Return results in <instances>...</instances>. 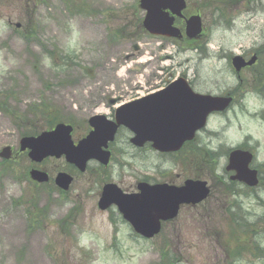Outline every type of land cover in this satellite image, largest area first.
I'll return each mask as SVG.
<instances>
[{"label": "rangeland", "instance_id": "374dc122", "mask_svg": "<svg viewBox=\"0 0 264 264\" xmlns=\"http://www.w3.org/2000/svg\"><path fill=\"white\" fill-rule=\"evenodd\" d=\"M240 1L188 0L185 14H200L204 31L199 40H178L145 30L139 0H0V151L17 153L25 133L46 130L51 118L73 124L78 141L90 117H113L119 105L181 77L199 93L236 94L198 134L196 152L138 150L122 127L106 168L91 161L80 172L64 157L36 163L27 152L0 158V264H264V186L253 194L237 193L244 191L237 183L226 187L232 148L252 151V166L264 173V72L244 69L240 80L231 62L264 47V0ZM183 22L176 24L183 29ZM70 25L79 33L72 49ZM153 160L159 163L149 170ZM32 168L48 172L50 182H34ZM60 171L74 176L66 192L54 182ZM189 178L208 181L211 194L184 206L151 239L135 233L116 206L98 207L107 183L133 192L139 181Z\"/></svg>", "mask_w": 264, "mask_h": 264}, {"label": "water", "instance_id": "95a60500", "mask_svg": "<svg viewBox=\"0 0 264 264\" xmlns=\"http://www.w3.org/2000/svg\"><path fill=\"white\" fill-rule=\"evenodd\" d=\"M139 7L145 11L144 28L151 34L170 38H182V30L175 25L176 18H185L183 11L186 0H139ZM203 31L202 17L192 15L186 18L185 34L199 38ZM257 55L246 61L242 55H235L232 64L237 73L246 66L253 65ZM233 102L231 95L216 96L197 93L189 82L181 77L166 89L119 106L115 119L97 114L89 119L91 131L77 143L73 140V125L60 122L51 130L39 135L24 136L20 141V151H27L29 158L36 163L48 157H65L81 172L87 170L88 163L96 160L108 166L111 159L109 144L115 140L121 126L134 133L131 143L137 147L152 142L161 152H176L185 142L195 138L197 132L206 127L209 116L214 112L225 111ZM115 104L116 100H111ZM13 149L6 146L0 157L11 159ZM253 153L234 149L229 155L228 171H235L232 180L249 186L259 184L258 170L250 167ZM30 177L38 183L50 180L48 172L38 168L30 170ZM74 177L60 171L55 178L56 185L68 191ZM138 192L125 193L117 184H105L98 201L101 210L116 205L123 218L134 231L144 238L151 239L161 232L163 222L175 219L183 205H197L210 194L207 181L188 179L184 185L168 183H138Z\"/></svg>", "mask_w": 264, "mask_h": 264}, {"label": "flooded vegetation", "instance_id": "af4514ba", "mask_svg": "<svg viewBox=\"0 0 264 264\" xmlns=\"http://www.w3.org/2000/svg\"><path fill=\"white\" fill-rule=\"evenodd\" d=\"M254 53H256V54L258 55V59H257L256 64H255L254 66H251V67L246 68V69H248V70H252V71L256 70V68H257V70H259V63H261V61H262L261 55H260L258 52H253V53H251L250 55H245L246 59L248 60L249 57H250V56H253ZM167 86H168V85L160 86V87H158V88L152 90L151 92H149L147 95H150V94H153V93L159 92V91H161V90H164ZM147 95H146V96H147ZM143 97H145V96H143ZM143 97L136 98L135 100L141 99V98H143ZM108 117H109V116H108ZM109 118H111V119L114 118V115H113V117H109ZM90 130H91V127L89 128V131H90ZM89 131H87V132L85 133V135H87V134L89 133ZM85 135H84V136H85ZM84 136H83V137H84ZM196 140H198V137H197L195 140H193V141H191V142H187L186 144H184L181 150L183 151V150H185V149H187V148L190 149V150H193V147H194V144L196 143ZM113 143H114V142H113ZM135 148L138 149V150H142V151H144V150L147 149V148H148V149L150 148V149H153L154 151H157V150L154 149L152 142H147L144 146H142V147H135ZM196 149H197V148H196ZM196 149H194L193 151L196 152ZM110 151H111V159H110V161H111V160H112V157H113V152H112V149H111V145H110ZM157 152H158V151H157ZM18 153L20 154V153H24V152H17V153H15V151H14V149H13V153H12L11 160H12V158L15 157V155L18 154ZM158 153H160V152H158ZM138 183H139V182H138ZM138 183H137V185H136V190L133 191V192H137V190H138V188H137Z\"/></svg>", "mask_w": 264, "mask_h": 264}, {"label": "trees", "instance_id": "16d2710c", "mask_svg": "<svg viewBox=\"0 0 264 264\" xmlns=\"http://www.w3.org/2000/svg\"><path fill=\"white\" fill-rule=\"evenodd\" d=\"M211 0H205V5H208V2H210ZM243 1H245V0H241L240 2H243ZM248 1H250V0H248ZM226 2H229V3H233V2H235V0H217V3H220L221 5H223V4H226ZM203 49V47H201L200 48V50H202ZM260 55H261V52L262 53H264V47H262V48H260ZM262 67H261V69L262 70H256V71H258L259 73L261 72V73H263L264 72V70H263V67H264V63H263V65H261ZM263 71V72H262ZM258 78H260V80L262 79L261 78V76L259 75V76H257ZM240 80H242V78L240 77ZM231 93H233V92H231ZM233 94H235V92L233 93ZM5 105V102H1L0 101V108H2V106H4ZM43 114L44 115H46V116H50L51 114L48 112V111H43ZM24 120H28V119H24ZM50 122L51 123H49L50 125L48 126V128L47 129H50V128H52L53 126H54V119L53 118H51L50 119ZM39 132H37V131H29V132H27V133H25V134H28V135H35V134H38ZM206 151V150H205ZM207 153H210V155L212 156V158H214V155H216V153H213V152H211V151H208ZM193 158V157H192ZM262 172V171H261ZM263 173V172H262ZM261 179H262V182H261V186H264V173H263V176L261 177ZM235 184H236V182H232V183H229V184H227V188H231V186L233 185V187L235 186ZM232 187V188H233ZM235 188V187H234ZM233 188V189H234ZM243 188V187H242ZM255 188H248V187H245L244 188V191L242 190V191H238L237 193H242V194H253L254 192H255ZM233 191V190H232ZM231 191V192H232Z\"/></svg>", "mask_w": 264, "mask_h": 264}, {"label": "clouds", "instance_id": "9594fccd", "mask_svg": "<svg viewBox=\"0 0 264 264\" xmlns=\"http://www.w3.org/2000/svg\"><path fill=\"white\" fill-rule=\"evenodd\" d=\"M71 27H72V29H73V31H72V35H71V37L69 38V40H68V48L69 49H72V48H74L75 46H76V44H77V42H78V40H79V33L76 31V29H75V26L74 25H70ZM230 80L233 82V83H238L237 81H235V78L234 77H230ZM199 146H204V145H199ZM214 147V146H213ZM124 159H126V160H128V157H124ZM129 162H132V161H129ZM159 163V161H157V160H153L152 162H151V164H150V166H149V170H153L152 169V165H155V164H158ZM162 169H169V168H171L172 167V164H171V162L169 161V162H165L162 166ZM216 174L217 175H221V170H220V167H218L217 168V170H216Z\"/></svg>", "mask_w": 264, "mask_h": 264}]
</instances>
